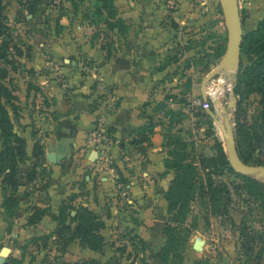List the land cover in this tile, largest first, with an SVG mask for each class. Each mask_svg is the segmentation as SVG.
<instances>
[{
	"label": "crops",
	"instance_id": "crops-1",
	"mask_svg": "<svg viewBox=\"0 0 264 264\" xmlns=\"http://www.w3.org/2000/svg\"><path fill=\"white\" fill-rule=\"evenodd\" d=\"M164 2L114 0L117 16L129 26V31L124 36L117 31L112 34L115 48L110 59L102 49L104 33L95 35L94 25L86 24L83 18L76 29L67 28L73 20L70 15L61 20L63 32L35 35L40 47L24 50L20 57L23 76L16 89L21 116L15 123V131L26 140L27 161L23 163L26 168L19 171H26L35 163L36 143L42 146L43 155L39 159L43 162L31 183L27 182L26 173L19 177L17 196L25 202L20 203L13 221L18 239L53 233L58 227L54 217L61 204L71 201L74 205L88 206L106 223L102 231L106 239L104 251L113 244H107V236L126 230L147 245L151 243L149 239L158 235L161 245H150L149 249L161 250L165 245L163 228L169 215L165 193L175 176V171L166 166L171 148L166 145L167 133L191 141L189 136L194 128L197 131L204 128L197 125L198 117L189 110L186 112V101L181 99L174 77L181 65L175 56L179 48L174 46L178 40H184L177 35L185 20L180 18V11L169 10ZM17 7L20 14L23 10ZM193 95L187 106L204 111L192 104L194 97L202 98L201 85L196 81ZM109 100L116 104L108 115L117 138L111 154L119 176L128 186V197H123L110 173L96 174L95 153L86 146L88 132ZM146 125L154 127L150 141L132 143L138 138V130ZM52 152L60 156L55 164L47 158ZM21 190L31 193L27 195ZM2 204L0 198V243L8 237ZM35 205L47 208V213L36 225H28ZM119 217L123 224H111ZM74 245L92 251L81 247L77 240L68 249ZM8 257L5 264L10 262Z\"/></svg>",
	"mask_w": 264,
	"mask_h": 264
},
{
	"label": "rangeland",
	"instance_id": "rangeland-1",
	"mask_svg": "<svg viewBox=\"0 0 264 264\" xmlns=\"http://www.w3.org/2000/svg\"><path fill=\"white\" fill-rule=\"evenodd\" d=\"M3 1L5 15L8 19L7 27L12 42L21 48L23 52L24 50L30 51L40 47V42L36 40L35 35H53L63 32L64 26L61 24V20L67 15L73 17L70 26L69 24L66 26L67 28L72 26L76 29L77 25L81 24L79 20L83 18L86 20V24L94 25L92 27L95 35L105 32L106 26L99 21L94 12L96 0H86L83 4H77L76 7L73 0ZM33 1L35 2L33 3ZM187 1L179 3L177 8L174 9L169 7L168 0L164 2L169 10L180 11V18L185 20V25L179 28V35H177L183 37L184 40H178L177 45L174 46L179 48L175 56L181 61L174 77L177 79V87L180 88L181 99L186 101L184 106L186 112L189 110L190 113L198 117L199 122L197 125L204 128H199L198 131L197 128H194L195 131L190 130L192 135L189 138L194 141L197 156H211L215 153V139L218 138L223 141L225 147L222 132L217 124H214L213 129L210 128V125L207 122L205 123V119L197 115L201 110L192 109L187 104H190L188 99L194 96L195 81L201 85L205 76L210 72L209 70L217 66L223 58L224 55L221 58H219V55L226 52L228 31L220 0ZM239 4L241 16L244 19V34H247L254 30L264 18V0H239ZM17 5L23 10L20 14H17L19 11ZM82 21L84 22V20ZM11 53L12 55L15 54L13 50H11ZM13 59L15 60V58ZM16 59L18 60V63L15 62L16 69H10L15 94L17 87L20 85V78L23 76L22 68L24 65L20 57H16ZM245 63L249 64V61L245 60ZM20 69L21 71L18 73ZM221 77L223 76L219 73L213 79ZM236 77L229 79L230 86L220 98L221 105H227L232 94L235 95ZM218 83H216V86ZM260 101L261 96L252 93L242 100L238 107L235 105L229 108L228 116L231 118L233 127H237L239 122H252L260 110ZM17 106L20 108L19 105ZM19 114L21 116V108ZM20 116L15 123L18 124ZM1 145L2 141L0 139V150ZM26 161L25 158L18 166L19 177L23 173L27 174L31 168L27 167L26 171H19L21 167L26 168V165L23 164ZM252 177L264 184V177L255 175ZM198 178L200 181L205 180L206 171L199 169ZM217 180L225 186L222 200L214 204L206 198L203 199L199 194L196 195L195 200L190 205V211L185 221L182 224L180 223L185 228L182 233L186 241L185 248H180L181 256L179 254L172 256L169 264H257L258 262L264 264V205L261 199L253 196L244 188V180L241 177L225 173L218 176ZM18 192H20V188ZM21 192H25L27 195L31 193L26 190H21ZM0 198H3L1 181ZM22 201L25 202V199L22 198ZM170 219L171 215L165 218L167 222ZM5 220L8 224L6 229L8 237L0 243V248L8 246L12 249L8 257L10 259L8 264H16V260L20 261L21 264H63V262H66L65 264H83L87 260L96 259L95 256L100 258V260H96L101 264H135V262L136 264H164L158 258L161 250L149 249L150 245H161L158 235L155 239H149L151 240L149 245L145 246L138 242L137 247H134L131 245V240H129L134 235L126 230V232L122 231L107 236V244L112 242L113 244L110 247L108 246L102 254L81 249L77 245L70 249L67 247L66 252L62 253L57 250V246L52 244V240L49 241L48 245L52 249H43V241L33 242L34 237L26 240L18 239L17 231L13 228L14 218L11 220L12 222L6 217ZM121 221L122 219L119 217L116 223L114 221L111 224L120 226L123 224ZM10 222L11 226H9ZM12 229L14 234H12ZM241 232L244 233V236L241 235ZM196 241H198L197 246L199 249L195 248ZM243 246L248 247L249 251L243 249ZM17 254H20L21 257H14Z\"/></svg>",
	"mask_w": 264,
	"mask_h": 264
},
{
	"label": "trees",
	"instance_id": "trees-1",
	"mask_svg": "<svg viewBox=\"0 0 264 264\" xmlns=\"http://www.w3.org/2000/svg\"><path fill=\"white\" fill-rule=\"evenodd\" d=\"M85 1L73 0V4L76 7L77 4H83ZM94 12L108 30L104 29L105 37L102 49L107 52V58L110 59L115 48L114 32L117 31L118 34L124 36L128 33L129 26L121 18H118V9L114 0H96ZM7 20L4 1L0 0V139L2 141L0 181L3 190L2 206L4 215L11 221L21 203L17 196V191L21 185L18 166L27 157V150L25 138L15 131V121L20 116V108L17 106L18 97L12 87V78L10 77V69H16L15 62L18 63L16 57H21L24 52L13 44L7 27ZM11 50L15 52L14 55H12ZM223 55L224 52L219 55V58ZM245 60H248L249 64H246ZM236 78L235 96L237 107L242 100L252 93L261 96L260 110L252 122H239L237 127L234 128L237 151L245 163L264 165V18L254 30L244 34L241 68ZM171 113L174 112L171 111ZM197 115L204 118L205 123L207 122L210 128L213 129L214 121L206 111H200ZM178 131L181 132L182 129L179 128ZM153 133L154 127L146 125L138 130V138L133 140L132 143L149 142V135ZM167 137L166 145L171 148L166 159V166L175 171V176L165 193L168 203L167 212L171 215V219L163 229L167 238L158 256L164 264H169L172 256L176 254L181 256L179 249L185 248L186 241L182 236L185 228L180 223L182 224L185 221L190 211V205L195 200L196 195L199 194L203 199L206 198L214 204L222 200L225 186L223 183L218 182V176L231 173L243 178L244 188L253 196L260 198L264 205V184L252 176L237 173L232 168L223 141L218 138L215 139V153L213 155L198 157L194 148V141H187V139L180 136H172L170 132L167 133ZM41 155H43L42 146L36 143L33 150V157L36 161L26 174L28 183L34 181L38 176L37 167H40L43 162L39 159ZM199 169L206 171L205 180H199ZM44 171L42 170V174ZM123 179L120 177L119 181L124 183ZM40 188L42 189L43 186H40ZM32 211L28 225L39 223L47 213V208L35 205ZM73 212L75 213L73 214ZM54 218L58 222L57 229L53 233L34 237L32 240L33 242L43 241V249H52L48 246L49 241L52 240V244L57 246V250L65 253L68 245L77 240L83 248L99 253L104 251L106 239L102 231L106 228V223L88 206L74 205L71 201L63 202ZM11 222L9 226H11ZM241 235L244 236V233L241 232ZM129 240H131V245L134 247H137L138 242L147 245L138 235H134ZM243 249L249 251L248 247L243 246ZM15 262L21 264L18 260ZM65 263L63 262V264ZM83 264L101 263L96 259H91L83 262Z\"/></svg>",
	"mask_w": 264,
	"mask_h": 264
},
{
	"label": "water",
	"instance_id": "water-1",
	"mask_svg": "<svg viewBox=\"0 0 264 264\" xmlns=\"http://www.w3.org/2000/svg\"><path fill=\"white\" fill-rule=\"evenodd\" d=\"M223 9L226 26L228 31V45L226 52L217 66H215L203 79L201 84V96L204 100L210 98L208 93V84L219 73L223 76V81H229L231 77H236L241 68V53L242 43L244 38L243 19L241 16L239 0H220ZM221 84V83H220ZM219 84V85H220ZM213 107L207 110V113L214 120V123L219 126L222 135L225 139V150L228 156V161L232 168L240 174L248 176L264 177L263 164H248L245 163L239 156L237 151V143L235 138L234 127L231 118L228 116V109L236 105L237 98L232 94L227 105H221V99L212 97ZM164 107V104L162 105ZM94 160L96 155H94ZM48 160L55 164L60 160V156L56 153H48ZM195 243V248L199 249ZM11 253V248L8 246L0 250V264H5L7 257Z\"/></svg>",
	"mask_w": 264,
	"mask_h": 264
},
{
	"label": "built area",
	"instance_id": "built-area-1",
	"mask_svg": "<svg viewBox=\"0 0 264 264\" xmlns=\"http://www.w3.org/2000/svg\"><path fill=\"white\" fill-rule=\"evenodd\" d=\"M179 1L180 0H168V5L171 9H174L177 7ZM88 65H91V63ZM222 79L224 78L221 77L215 80L212 79L208 84V93L210 98L204 100L201 97H194L192 99L193 106L200 107L204 111L211 109L213 107L212 92L216 87L217 82H219L218 85L222 83ZM104 105V109L98 113L97 118L88 132L86 137V146L91 148L97 156L94 161L96 174L101 175V173L105 172L110 173L113 182L119 189H121L123 197H128V186L119 181L120 176L111 154V148L117 143V138L108 121V115L116 109V104L113 100H109L106 101Z\"/></svg>",
	"mask_w": 264,
	"mask_h": 264
},
{
	"label": "bare ground",
	"instance_id": "bare-ground-1",
	"mask_svg": "<svg viewBox=\"0 0 264 264\" xmlns=\"http://www.w3.org/2000/svg\"><path fill=\"white\" fill-rule=\"evenodd\" d=\"M221 82H222V83H221L220 85H217V86L214 88L213 92H212L213 97H215V98H220L221 95H223L224 92H225L226 90L229 89V86H230V85H229V83H228L226 80L223 81V79H222Z\"/></svg>",
	"mask_w": 264,
	"mask_h": 264
}]
</instances>
